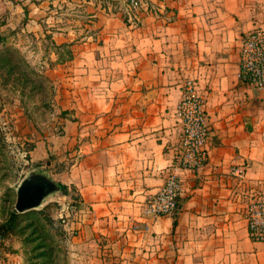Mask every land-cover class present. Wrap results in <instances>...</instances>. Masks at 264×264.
Listing matches in <instances>:
<instances>
[{"label":"crops","instance_id":"crops-1","mask_svg":"<svg viewBox=\"0 0 264 264\" xmlns=\"http://www.w3.org/2000/svg\"><path fill=\"white\" fill-rule=\"evenodd\" d=\"M127 14L108 22L102 41L81 45L72 88H64L62 130L36 136L30 151L42 164L52 139L58 181L75 194L64 227L65 237L72 233L68 259L264 264V242L251 237L246 219L248 205L264 198V89L240 77L242 40L264 27V0H141ZM188 81L209 125L208 160L198 170L178 165L177 109ZM171 173L183 183L177 213L146 216L147 200Z\"/></svg>","mask_w":264,"mask_h":264},{"label":"rangeland","instance_id":"rangeland-1","mask_svg":"<svg viewBox=\"0 0 264 264\" xmlns=\"http://www.w3.org/2000/svg\"><path fill=\"white\" fill-rule=\"evenodd\" d=\"M131 5L132 0H0V225L16 209L17 190L33 170L61 183L49 138L62 130L63 93L72 88L75 56L85 41H102L108 22L123 19L136 9ZM39 135L49 137L42 164L30 161ZM74 195L69 190L67 201L60 189L21 212L15 230L0 236V263L18 254L22 264H73L65 249L72 233L65 237L64 227L73 220L66 212L75 206Z\"/></svg>","mask_w":264,"mask_h":264},{"label":"built area","instance_id":"built-area-1","mask_svg":"<svg viewBox=\"0 0 264 264\" xmlns=\"http://www.w3.org/2000/svg\"><path fill=\"white\" fill-rule=\"evenodd\" d=\"M140 5L138 0H132V7L137 9ZM240 68V77L244 82L264 89V27H257L244 36L240 48ZM186 86V94L177 109L183 125L178 165L183 169L198 170L208 160L209 125L203 97L193 81H188ZM233 172L240 177L244 175L241 166L234 167ZM182 190L181 177L169 174L159 191L147 200L143 213L152 218L175 215ZM246 219L251 237L264 242V198H256L248 205Z\"/></svg>","mask_w":264,"mask_h":264},{"label":"water","instance_id":"water-1","mask_svg":"<svg viewBox=\"0 0 264 264\" xmlns=\"http://www.w3.org/2000/svg\"><path fill=\"white\" fill-rule=\"evenodd\" d=\"M58 190L60 186L55 181L32 171L31 176L24 179L17 190L15 208L19 212L37 208L47 196Z\"/></svg>","mask_w":264,"mask_h":264},{"label":"trees","instance_id":"trees-1","mask_svg":"<svg viewBox=\"0 0 264 264\" xmlns=\"http://www.w3.org/2000/svg\"><path fill=\"white\" fill-rule=\"evenodd\" d=\"M60 186V189L63 194L67 195L69 194V189L67 185L62 184V183H57ZM19 211L17 209H13L7 220H5L1 225H0V236L1 237H6L9 233L15 230L18 221H19V216H20Z\"/></svg>","mask_w":264,"mask_h":264}]
</instances>
